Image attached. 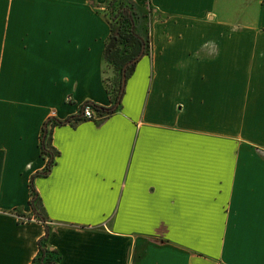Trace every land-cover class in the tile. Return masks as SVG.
I'll return each instance as SVG.
<instances>
[{
	"label": "crops",
	"instance_id": "0c3cea01",
	"mask_svg": "<svg viewBox=\"0 0 264 264\" xmlns=\"http://www.w3.org/2000/svg\"><path fill=\"white\" fill-rule=\"evenodd\" d=\"M109 0H0V264H31L44 122L111 105ZM150 49L120 108L53 128L32 184L60 264H264V0H122ZM143 31V32H142Z\"/></svg>",
	"mask_w": 264,
	"mask_h": 264
},
{
	"label": "trees",
	"instance_id": "16d2710c",
	"mask_svg": "<svg viewBox=\"0 0 264 264\" xmlns=\"http://www.w3.org/2000/svg\"><path fill=\"white\" fill-rule=\"evenodd\" d=\"M118 5V16L122 21L125 22V27L120 23L119 29L117 31V35H114V27L112 25V21L109 19L111 26H112V32L110 34V37L108 39V42L106 44L105 49V60L108 63V65H112L115 72V77L118 78V83H116L113 90L110 89L109 86H107L105 80L104 84L106 87V90L109 95L110 103L111 105L109 107H101L94 104H85L90 105L94 112L100 114V115H109L111 113H114L116 110L120 108L123 93H124V85L122 83L123 80V70L125 69V81L127 80L129 76L130 69L146 54V52L150 49V39L149 36L146 35L143 37L137 30V13L131 8L130 6L126 5L122 0H109L107 3L108 7H113L114 5ZM124 30V31H121ZM122 38V39H119ZM112 41H116L119 45H122L123 42L124 48L123 51H120L119 49H116L115 47L109 49V45ZM128 44L132 45L133 48H129ZM127 47V48H126ZM129 48V50H128ZM84 106V105H83ZM81 106L80 111L77 115L71 116L63 121L57 120L54 117L48 118L41 129L40 134V141H39V147H40V153L43 157V159L46 160V164L44 169L35 174L31 178L29 189H30V200H29V206L32 210L33 217L41 223H44L46 221V218L43 216V208L41 199L38 196V193L36 192L32 181L34 177L36 176H47L51 170V168L55 164V159L58 156V152L56 149L52 146V130L55 127L63 126V125H74L76 123L84 121L82 119V108ZM20 218L24 219H30L31 217H22ZM48 236H49V227L45 226V234L42 236L38 242H37V254L33 258L31 264H60L61 261V255L58 251L51 249L48 247Z\"/></svg>",
	"mask_w": 264,
	"mask_h": 264
},
{
	"label": "rangeland",
	"instance_id": "374dc122",
	"mask_svg": "<svg viewBox=\"0 0 264 264\" xmlns=\"http://www.w3.org/2000/svg\"><path fill=\"white\" fill-rule=\"evenodd\" d=\"M117 11H118V5L117 4L114 5L113 7H108L105 10V13H106L107 17L112 21V25L114 27V35L115 36H118L116 33H117L118 29L120 28L119 24L121 23L123 25V27H125V25H126L124 21H122L119 17H117L118 16ZM141 28H142L141 25H139V32L140 33H141ZM121 31H124V30L121 29ZM119 39H122V38H119ZM110 44L111 45H109V49L112 50V48L115 47L116 49H119L120 51H123L124 44H126V43L123 42L122 45H119L116 41H112ZM128 45L129 46H127V47L133 48L132 45H130V44H128ZM129 48H128V50H129ZM108 67H109V71H111V73L107 72L106 75L104 76V80H105L107 86H109L110 89L113 90V88L115 87L116 83H118V80H117L118 78L115 77V72H113L114 69H113L112 65L109 64ZM18 218H20V217H18ZM31 219H34L35 221H37L34 217L30 218L29 220H31ZM26 222H29L28 219H26ZM43 224L47 225V222L45 221Z\"/></svg>",
	"mask_w": 264,
	"mask_h": 264
},
{
	"label": "built area",
	"instance_id": "2783aa9c",
	"mask_svg": "<svg viewBox=\"0 0 264 264\" xmlns=\"http://www.w3.org/2000/svg\"><path fill=\"white\" fill-rule=\"evenodd\" d=\"M102 115L96 113L93 111L92 107L90 105H84L82 108V119L83 120H89V121H94L99 118H101ZM20 222H26V219L24 218H19ZM28 221H35L34 219L28 220Z\"/></svg>",
	"mask_w": 264,
	"mask_h": 264
},
{
	"label": "water",
	"instance_id": "95a60500",
	"mask_svg": "<svg viewBox=\"0 0 264 264\" xmlns=\"http://www.w3.org/2000/svg\"><path fill=\"white\" fill-rule=\"evenodd\" d=\"M125 69L123 70V80H122V83H123V85L125 84Z\"/></svg>",
	"mask_w": 264,
	"mask_h": 264
}]
</instances>
